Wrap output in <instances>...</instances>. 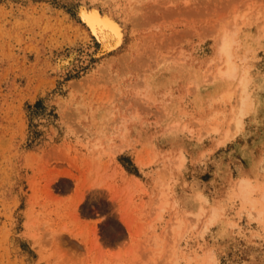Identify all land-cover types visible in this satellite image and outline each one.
<instances>
[{
  "label": "rangeland",
  "instance_id": "1",
  "mask_svg": "<svg viewBox=\"0 0 264 264\" xmlns=\"http://www.w3.org/2000/svg\"><path fill=\"white\" fill-rule=\"evenodd\" d=\"M0 264H264V0H0Z\"/></svg>",
  "mask_w": 264,
  "mask_h": 264
},
{
  "label": "bare ground",
  "instance_id": "2",
  "mask_svg": "<svg viewBox=\"0 0 264 264\" xmlns=\"http://www.w3.org/2000/svg\"><path fill=\"white\" fill-rule=\"evenodd\" d=\"M81 15L87 26L89 27L90 32L94 34L97 40L100 42L101 53H105L107 51L115 49L120 45L123 39V33L118 22L115 20L111 12L101 13L96 8H83V10H81ZM219 42V52L223 57V62H221V64H223V67H221V64V66L219 65L218 74L225 77H232L236 72V67L232 61V39L228 34H224ZM242 82L243 79L241 80V83ZM242 185L244 187V184H241V186ZM250 188L251 185L248 189L249 191ZM245 195L243 194L244 198L246 197Z\"/></svg>",
  "mask_w": 264,
  "mask_h": 264
}]
</instances>
